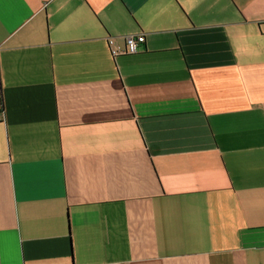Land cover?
<instances>
[{
	"label": "crops",
	"instance_id": "0c3cea01",
	"mask_svg": "<svg viewBox=\"0 0 264 264\" xmlns=\"http://www.w3.org/2000/svg\"><path fill=\"white\" fill-rule=\"evenodd\" d=\"M0 99V264H264V0H0Z\"/></svg>",
	"mask_w": 264,
	"mask_h": 264
},
{
	"label": "built area",
	"instance_id": "2783aa9c",
	"mask_svg": "<svg viewBox=\"0 0 264 264\" xmlns=\"http://www.w3.org/2000/svg\"><path fill=\"white\" fill-rule=\"evenodd\" d=\"M125 41V49L123 50H115L111 49V53L113 56H117L119 54H125V53H136L138 50V46L144 42V35L143 34H129L124 36ZM107 42L109 46L113 43V38L108 37ZM1 114V113H0Z\"/></svg>",
	"mask_w": 264,
	"mask_h": 264
},
{
	"label": "trees",
	"instance_id": "16d2710c",
	"mask_svg": "<svg viewBox=\"0 0 264 264\" xmlns=\"http://www.w3.org/2000/svg\"><path fill=\"white\" fill-rule=\"evenodd\" d=\"M0 113L2 114L3 113V105H2V101L0 99Z\"/></svg>",
	"mask_w": 264,
	"mask_h": 264
}]
</instances>
